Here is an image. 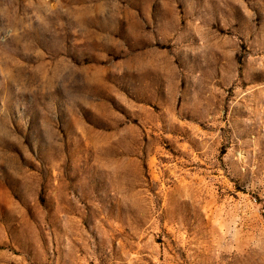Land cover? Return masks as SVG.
Here are the masks:
<instances>
[{
    "label": "rangeland",
    "instance_id": "obj_1",
    "mask_svg": "<svg viewBox=\"0 0 264 264\" xmlns=\"http://www.w3.org/2000/svg\"><path fill=\"white\" fill-rule=\"evenodd\" d=\"M0 264H264V0H0Z\"/></svg>",
    "mask_w": 264,
    "mask_h": 264
}]
</instances>
